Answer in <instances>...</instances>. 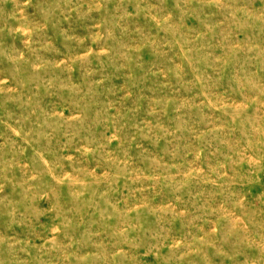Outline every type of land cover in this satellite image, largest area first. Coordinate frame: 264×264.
I'll return each mask as SVG.
<instances>
[{
    "label": "rangeland",
    "instance_id": "rangeland-1",
    "mask_svg": "<svg viewBox=\"0 0 264 264\" xmlns=\"http://www.w3.org/2000/svg\"><path fill=\"white\" fill-rule=\"evenodd\" d=\"M0 264H264V0H0Z\"/></svg>",
    "mask_w": 264,
    "mask_h": 264
}]
</instances>
